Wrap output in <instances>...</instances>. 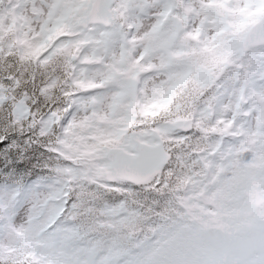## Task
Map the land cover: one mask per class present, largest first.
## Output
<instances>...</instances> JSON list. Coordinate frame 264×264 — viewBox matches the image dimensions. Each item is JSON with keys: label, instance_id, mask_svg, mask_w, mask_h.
Returning a JSON list of instances; mask_svg holds the SVG:
<instances>
[{"label": "snow or ice", "instance_id": "obj_1", "mask_svg": "<svg viewBox=\"0 0 264 264\" xmlns=\"http://www.w3.org/2000/svg\"><path fill=\"white\" fill-rule=\"evenodd\" d=\"M0 264H264V0H0Z\"/></svg>", "mask_w": 264, "mask_h": 264}, {"label": "trees", "instance_id": "obj_2", "mask_svg": "<svg viewBox=\"0 0 264 264\" xmlns=\"http://www.w3.org/2000/svg\"><path fill=\"white\" fill-rule=\"evenodd\" d=\"M0 146H2V145H0Z\"/></svg>", "mask_w": 264, "mask_h": 264}]
</instances>
